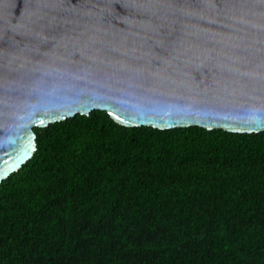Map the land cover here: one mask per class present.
<instances>
[{"label":"trees","instance_id":"trees-1","mask_svg":"<svg viewBox=\"0 0 264 264\" xmlns=\"http://www.w3.org/2000/svg\"><path fill=\"white\" fill-rule=\"evenodd\" d=\"M0 184V264H264V131L34 129Z\"/></svg>","mask_w":264,"mask_h":264},{"label":"water","instance_id":"water-1","mask_svg":"<svg viewBox=\"0 0 264 264\" xmlns=\"http://www.w3.org/2000/svg\"><path fill=\"white\" fill-rule=\"evenodd\" d=\"M264 131V0H0V184L35 128Z\"/></svg>","mask_w":264,"mask_h":264}]
</instances>
